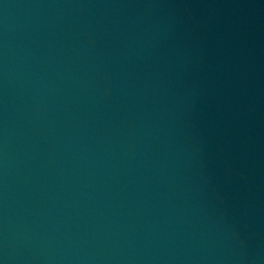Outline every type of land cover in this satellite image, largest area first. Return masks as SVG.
Segmentation results:
<instances>
[{"label":"water","instance_id":"obj_1","mask_svg":"<svg viewBox=\"0 0 264 264\" xmlns=\"http://www.w3.org/2000/svg\"><path fill=\"white\" fill-rule=\"evenodd\" d=\"M0 264H168L36 0H0Z\"/></svg>","mask_w":264,"mask_h":264}]
</instances>
